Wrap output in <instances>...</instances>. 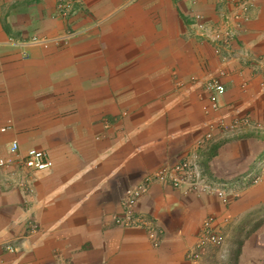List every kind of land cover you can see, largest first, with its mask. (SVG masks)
I'll return each mask as SVG.
<instances>
[{"label":"crops","instance_id":"0c3cea01","mask_svg":"<svg viewBox=\"0 0 264 264\" xmlns=\"http://www.w3.org/2000/svg\"><path fill=\"white\" fill-rule=\"evenodd\" d=\"M73 1L59 15L58 0H0V264H264V0ZM68 28L28 57L7 42ZM206 79L225 87L217 109ZM30 148L51 166L26 168ZM184 159L212 190L151 182L135 211L157 246L146 226L114 224L127 188ZM206 220L226 236L192 263Z\"/></svg>","mask_w":264,"mask_h":264},{"label":"built area","instance_id":"2783aa9c","mask_svg":"<svg viewBox=\"0 0 264 264\" xmlns=\"http://www.w3.org/2000/svg\"><path fill=\"white\" fill-rule=\"evenodd\" d=\"M225 38L230 40L232 34L230 31H226ZM204 87L209 95L211 105L214 109L220 106L221 98L225 93V87L216 79H207L204 82ZM240 125H250V120L247 117H234L228 123H221L220 128L222 130H233ZM5 127L1 128L4 131ZM18 151L17 141H12L8 148V155L15 156ZM6 159L0 158V166H6ZM23 165L32 171H40L51 166V160L47 152L30 148L26 151ZM264 168V165H263ZM165 182L168 181L174 188L180 190L184 194L190 193H204L211 192L210 185L205 181L201 168L194 160L184 159L178 161L174 165H165L157 169L154 175L145 176L137 184L127 188L122 198V210L120 215H116L113 219L115 225L119 227L130 226H146L148 229V236L151 239L154 246L159 243V231L148 227V222L144 216L136 214L135 205L141 195L148 189L152 181ZM259 177H253L251 181H259ZM219 196H223V192L217 190ZM225 200V195H224ZM226 234L221 231L213 229L211 222L206 220L201 228L198 241L193 248L188 252L187 259L192 263L199 260L204 253L207 244H220L224 240ZM12 249V248H10Z\"/></svg>","mask_w":264,"mask_h":264},{"label":"rangeland","instance_id":"374dc122","mask_svg":"<svg viewBox=\"0 0 264 264\" xmlns=\"http://www.w3.org/2000/svg\"><path fill=\"white\" fill-rule=\"evenodd\" d=\"M192 6H195L199 0H187ZM74 1H63V0H58V3L56 5L58 9L59 15H65L67 12V8L73 7ZM191 19H190V26L192 25L195 27L196 25L203 29V30H209L212 35L209 37L211 38V41L216 42L218 45L225 46L230 40H227L225 38V32L220 31L221 29L219 28H214L213 26L208 25L206 22H200L201 19V14L200 13H195L192 12L191 14ZM197 20L200 22L198 23ZM79 31L76 29H70L68 28L66 31L59 35L47 37V36H39V35H32L27 38H23L20 40H14L10 39L7 42L10 44H16L17 46H20L24 48L25 51L22 52V55L24 57H28V53L26 51V48L32 47V46H42L45 47L49 44H58V43H68L71 41L73 38H75L78 35ZM207 80V79H206ZM209 98V95H208ZM210 100V99H209Z\"/></svg>","mask_w":264,"mask_h":264}]
</instances>
